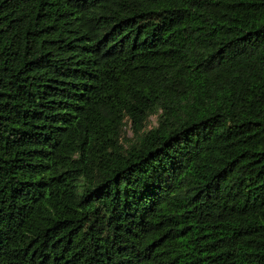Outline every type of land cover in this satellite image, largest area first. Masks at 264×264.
<instances>
[{"label": "trees", "instance_id": "obj_1", "mask_svg": "<svg viewBox=\"0 0 264 264\" xmlns=\"http://www.w3.org/2000/svg\"><path fill=\"white\" fill-rule=\"evenodd\" d=\"M0 264H264V0H0Z\"/></svg>", "mask_w": 264, "mask_h": 264}, {"label": "rangeland", "instance_id": "obj_2", "mask_svg": "<svg viewBox=\"0 0 264 264\" xmlns=\"http://www.w3.org/2000/svg\"><path fill=\"white\" fill-rule=\"evenodd\" d=\"M156 126H157V119L156 118L151 119L150 123L148 124V129H151V128L156 127ZM133 136H134V134H133L132 125H129L127 127L126 140L132 139Z\"/></svg>", "mask_w": 264, "mask_h": 264}]
</instances>
